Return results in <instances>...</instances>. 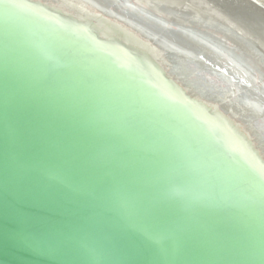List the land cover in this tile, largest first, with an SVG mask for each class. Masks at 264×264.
<instances>
[{
	"label": "water",
	"instance_id": "95a60500",
	"mask_svg": "<svg viewBox=\"0 0 264 264\" xmlns=\"http://www.w3.org/2000/svg\"><path fill=\"white\" fill-rule=\"evenodd\" d=\"M142 1L0 0V264H264V11Z\"/></svg>",
	"mask_w": 264,
	"mask_h": 264
},
{
	"label": "bare ground",
	"instance_id": "6f19581e",
	"mask_svg": "<svg viewBox=\"0 0 264 264\" xmlns=\"http://www.w3.org/2000/svg\"><path fill=\"white\" fill-rule=\"evenodd\" d=\"M115 1H118V2L121 1L120 4H122V6H124V8L126 7L127 9L133 11L134 14L140 16L142 19H144L145 21L150 22L151 24H156V25L160 24L163 28H166V29H170L171 28L170 24L168 23V20L164 16H161L160 14H158V12L155 10V8H154L155 6L152 5L153 2H144L142 0H115ZM212 1L215 4H221L222 6H226L228 3H230V4L234 3V5H236V6H234V8L239 7V6L242 7L243 5H245L247 3H250V4L251 3L252 4L256 3L255 5H257V7L261 8L262 11H264V9H263L264 8V3L261 0H231V1L230 0H212ZM219 1H220V3H219ZM245 6H243V7H245ZM249 10H252V8H249L247 11H249ZM229 11H233V10H229ZM233 12H236V11H233ZM231 14H233V13L231 12ZM172 28H174V27H172ZM176 29L180 30L178 28H174V29H170V30L173 31V30H176ZM167 40H169V39H167ZM170 40L174 41V38L171 36ZM224 52L226 53L225 56H226V58L229 61H231L233 63L235 62L236 64L238 63L237 61H235V59L232 56V54H234L233 50L225 49ZM235 54H237V53H235ZM248 57H249L248 59L251 58L250 56H248ZM251 65H253V67ZM251 65L249 66L251 71L253 70L254 72H256V71L259 70L258 66H256L255 64H251ZM259 76L262 77L260 73H259ZM262 83H264V79H263Z\"/></svg>",
	"mask_w": 264,
	"mask_h": 264
},
{
	"label": "rangeland",
	"instance_id": "374dc122",
	"mask_svg": "<svg viewBox=\"0 0 264 264\" xmlns=\"http://www.w3.org/2000/svg\"><path fill=\"white\" fill-rule=\"evenodd\" d=\"M264 3V0H261Z\"/></svg>",
	"mask_w": 264,
	"mask_h": 264
}]
</instances>
